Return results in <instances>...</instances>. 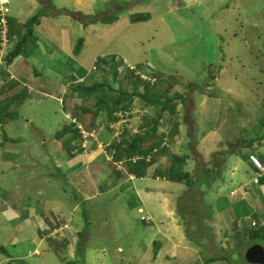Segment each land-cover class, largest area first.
Wrapping results in <instances>:
<instances>
[{"label":"rangeland","instance_id":"obj_1","mask_svg":"<svg viewBox=\"0 0 264 264\" xmlns=\"http://www.w3.org/2000/svg\"><path fill=\"white\" fill-rule=\"evenodd\" d=\"M42 1L46 4V0ZM94 2L95 5L92 3L91 11L82 15L89 17L86 20H91V23H88L87 26L92 25L93 27L92 30H88L90 31L88 37L91 41L93 40L94 44L91 49L82 51L88 40L85 28L81 33L85 35L83 38L77 32L73 34L74 46L72 48L75 49L78 41L84 39L83 48L78 55L74 54L73 49L71 57H68L70 55L61 49L62 45L61 48L59 47L60 39H62V27L53 25L48 28L45 22L52 15L46 12L47 16L34 30L35 36L41 40L38 42L39 48L29 49L25 56L30 57L38 71L45 74L40 73L42 76L40 79L35 76L31 77L28 84L32 89L30 103L19 109L21 115L19 122H16L10 129H6V132L15 137H27L28 141L39 138L42 143L34 148V157L30 160L22 157L19 159L12 155L6 156L8 162L10 159L16 163L22 161L23 166L18 169H6L4 163L7 160L2 159L5 156V150L4 148L0 149V196L7 195L8 192V196H10V198L6 197V200L0 198L2 199L0 209L5 206L0 211L5 214L3 219L11 222V219L15 217L13 212L16 213L17 209L8 207L11 212L7 213L6 204L16 201L18 208L22 211L19 210L20 213L34 218L37 226L44 224L42 226L44 228L39 229V232L42 231L41 233H44L43 236L46 235V237L44 243L40 245V249L43 250L41 258L34 254L31 255L38 246L37 242L29 239L28 242L18 246L27 257L9 264H41V262L45 264H204L209 255L219 259L227 258V260L224 259L227 264H247L245 255L248 249L255 245L248 240V234L245 231L250 230L251 226L253 227V223H250L251 220L262 222L259 215H253L256 209H250V206L252 207L255 203L259 204V202H251V196L248 195L251 191L242 190L243 197H246V203H239L242 196L235 199L230 195L232 191L240 188L241 183L247 182L253 176V169L248 166L243 156H257L256 153H259L264 159V126H262L264 125V0H95ZM38 3V0L13 1L10 5L8 19L17 17L16 15L21 12L22 20L25 23L36 15L37 10L42 9ZM52 3L53 6L69 10H73L74 6V0H52ZM54 10L51 9V12ZM136 14H143L150 18L145 22L132 24L131 17ZM62 15L73 20L78 19L72 13L60 14V16ZM110 18L117 20L110 27H104ZM75 21L70 24L78 25L79 21L77 24ZM70 37H72L71 34ZM64 39H67V34ZM45 50L48 53H44ZM82 55H84L83 60L78 61L77 59ZM111 56L121 57L123 61H126L125 64L130 70L137 68L139 69L137 70L138 75L148 79L146 81L152 80L151 84H155V87L160 89L158 96L161 102L168 98H170V102L173 101L172 104L176 106V114L172 116L170 112H165L161 130L169 131L175 123L173 127L183 124L189 126L192 131L196 124L197 129L201 125L204 126L209 135L210 128H213L208 140L203 141V136L199 135L198 138L201 139L199 151H197L198 141L193 142L190 136H184L182 147L180 142L182 138L169 142L173 154L189 157L185 171L192 173L194 177L191 188L187 189L184 185H171L172 183L164 181L156 182L153 179L143 182L137 176L136 180L129 182L128 185L123 182H121L123 185H120L119 179L121 180L122 177L120 178L117 173L121 170L125 171L126 165L121 168L119 165L115 167L105 155H102L96 165L99 162L104 164V173L106 178L108 177L110 185L102 187L106 193L96 200L82 205L80 198H77L78 193L72 189L73 187L77 189L76 184L72 181L70 184L67 183L66 171L58 169L55 172L53 164L58 165V161L54 153L59 145L55 144L57 143L56 133L64 127V124H70L71 120L73 121L74 114L81 115V117L84 115L78 107L85 106L88 111L92 112L98 104L96 96L72 94L71 85L67 81L63 80L61 83L63 87H58L59 83L56 84L55 79L60 75L65 76V74L68 79V76L71 75L78 78V72L85 68L88 69L87 72L76 84L82 83L90 86L104 79L106 82L112 83L110 71L97 70L95 66L97 62L94 63L97 58H110ZM151 68L157 70L164 78L157 81L151 75L147 76L148 73L145 69L154 72ZM123 70L124 67H121L120 72L123 73ZM58 71L60 75L57 74ZM190 84L193 85V89L189 88ZM52 85L56 90L61 88L64 94V90L70 85L66 92L67 97H60L62 101L67 99L65 104H62L63 102H60L59 99H46L48 96L43 93H49V87ZM114 86L119 88L118 84H114ZM139 90L143 91L141 83H139ZM55 91L50 92L51 98L54 95L58 97L57 94H54ZM179 94L185 98L186 104L179 100L181 98L178 96ZM66 104L69 110L75 112L66 114L62 106ZM132 107L134 108L129 112V121L126 127L125 138L128 142L144 136L148 131L146 122L153 121L151 119L156 116L158 109L147 106L140 99H136ZM86 118L89 123L90 118ZM103 119L107 121L106 113L99 115L95 130L89 132L94 137H97L98 128H103H100V125L106 124ZM210 123L213 125L210 126ZM59 125L61 127H58ZM107 126L106 129L112 130L115 134L116 129L111 128L114 126L113 123ZM36 129H38V135ZM81 130L84 131L83 128ZM125 134L121 133L118 137L116 133L113 137L114 139L118 138V144H123L125 143L123 142ZM2 137H6V134H3ZM145 142L150 144V148L153 147L151 137L145 139ZM49 143L56 149L50 156L45 148ZM216 153H222L225 156L228 154V156L226 158L218 157L219 166L215 169L212 155ZM99 154L101 155L100 152ZM199 154L205 158L207 165L204 167L200 166L202 158H199ZM58 158L61 159V157ZM106 160L107 162H104ZM169 162V157L166 163L154 162L149 170L164 169L169 165ZM201 165L203 164L201 163ZM235 167L236 170L243 169L248 173L240 171L233 179L231 170ZM201 169L213 171V173L206 175L203 174L206 172H201ZM61 172L65 173L63 179L53 177V181L48 180L51 178L48 176H52V173L59 176ZM114 175L116 182H113ZM111 176L113 178H110ZM208 177H214V179L216 177L217 180L211 181L209 185ZM83 179V188L89 189L91 187L89 179L86 175ZM119 186L120 188H118ZM150 186L170 191L163 196H168L170 204L177 209L178 220L184 217L183 223L188 224L190 218L196 219L193 225H189V227L186 225L189 232L188 240L193 242L186 241V239L185 245L190 252H196L194 255L186 254L190 255L191 260L186 261L187 257L184 259V256L180 255L178 261H168L165 257L158 258L157 262L152 263L143 261L145 248L151 242L152 236L154 237L153 242L165 245L161 236L158 238L155 235L156 230L151 231L150 228L160 225L163 233L177 241L179 239L176 226L170 217H166L167 215L162 212L163 208L161 209V206L154 200L158 196L147 195L151 194L150 191L147 192ZM134 190H142L143 197L141 196V199L148 206L149 209L146 207L149 211L148 214L155 219V225L152 224L151 217V223L141 222L143 215L138 213V207L141 206L139 200L131 199L129 196L135 194ZM123 191L125 197L121 194ZM78 192L80 193V191ZM237 194L239 192L236 193V196ZM73 195L77 200H72ZM126 198L130 200H126ZM78 202L81 203L78 212L73 215L77 226L88 224V229L83 233L85 237H79L74 227L70 231L67 230L69 234H65L64 237L57 236L52 238L55 240L51 241L47 239L53 231L49 224L50 222L54 224L53 221L56 219L54 208L60 206L64 211L72 204L76 206ZM261 203L264 205V197L261 198ZM23 204L27 205L24 210ZM33 205L35 206L31 207ZM71 212H64V214ZM191 212L194 213L190 215ZM202 212H207L209 216L213 215L216 222L220 220L230 224H233L234 221L231 213L235 214L234 218L240 216L236 220H244L243 234L228 230L226 235L227 238L232 239V244H230L228 240L224 239L223 234L216 230L215 234L221 235V237H216V243L207 246L205 243H208V239H203L200 243L197 238H202L204 226L201 224L200 216L197 217L196 213L200 215ZM81 215H85L84 219L80 218ZM262 215L264 218V214ZM50 216L52 217L50 218ZM1 220L2 217L0 218V264H8L3 262L4 256L1 254L2 251L7 250L8 254L15 257V249L5 244V240L10 237L13 230L10 224L1 222ZM260 225L262 223L259 224V227ZM71 226L72 224L70 228ZM201 227L203 230H198ZM91 228L93 229L91 230ZM90 230L91 232H89ZM233 234L235 236H232ZM91 243L99 244L93 245V247L103 249L106 252V258L98 261L99 256L93 250L86 253L87 255H82V252ZM116 243L125 248V253L116 252ZM75 248L80 253L76 262L73 259L76 257ZM114 258L115 263H112ZM217 264H222V261Z\"/></svg>","mask_w":264,"mask_h":264},{"label":"crops","instance_id":"obj_2","mask_svg":"<svg viewBox=\"0 0 264 264\" xmlns=\"http://www.w3.org/2000/svg\"><path fill=\"white\" fill-rule=\"evenodd\" d=\"M10 1L12 3L15 0H10ZM94 1L95 0H74L73 10H69L67 8H58V7L55 6L54 12L50 11L52 17L49 20H47L45 22V24H46V26L48 28L53 26V25H55V27H59V26L62 27V39H60V46L59 47L61 48V45H62L61 49H64L66 51V53L68 55H70L68 57H71V55L73 53L72 52L73 49H74V48H72V46H74L73 34L75 32H77L78 35H82L81 34L82 30H85V28H86L87 33L85 35H86L88 40H87V42H86V44H85V46L83 48L84 50H82V51H86L87 49H91V47H93V45H94L93 44V40L91 41L90 37H88L89 32H90L88 30H92L93 29L92 25H88L87 26L88 23H91V20H86L89 17H86V16L82 17L83 14H85V13L87 14L89 11H91V8H93L92 7V3H94V5H95ZM38 2H39L38 5L39 4L41 6L45 5V3H43L42 0H38ZM58 10H60V11H58ZM71 13H81V15H75V17L78 18L77 20L75 19L76 21L71 19V18H68V16H66V15H64L65 18H63L64 17L63 15L60 16V14H71ZM16 16L17 17L12 18V20L16 21L15 24L16 25H17V23L18 24H23L24 20H22L23 18H22L21 12L18 13ZM19 19H21L22 21H20ZM74 21H75L76 24L78 23L77 21H79V24L78 25L70 24V23H72ZM110 25H112V23L108 24V25H106L104 27H110ZM38 29H40V28H38ZM80 30H81V32H80ZM94 32H95V29H94ZM66 34H67V39L65 40L64 38H65ZM70 34L72 35V37H70ZM85 35L83 34L81 37L83 38ZM37 39H38L37 46L35 48H39L38 42L41 41L39 37ZM15 40H16V38L14 37V41ZM47 48H48V45H47ZM2 52H0V91H1L0 93H2L3 97H6L4 95L5 93L3 92V90L6 89L7 84H9V82H13V80L21 82L23 84V86H26L32 92V89L28 85L29 82H30V79L33 76L38 77L40 79V75L41 74L38 73L39 71L37 72L38 69L32 63L31 58L25 59L24 57H20L9 68L6 69L4 67L5 63L3 62V57H2L3 53ZM1 53H2V55H1ZM44 53H48V51L45 50ZM83 56L84 55L79 57L77 60L78 61H82L83 60L82 59ZM119 58H121V57H119ZM94 60H95V58H94ZM96 60H98V58ZM96 60L94 61V63L97 62ZM80 68H82V67H80ZM81 70H86V69L82 68ZM2 71L5 72L7 75H9V79H7L5 76H3ZM69 72H77V71H69ZM41 73L43 75L45 74L44 72H41ZM57 74H58V72H57ZM36 75H38V76H36ZM61 81H62L61 76H59V78L55 79L56 84L59 83L58 87H60V86L63 87V85L61 84L62 83ZM69 84H71V83H69ZM65 87H66V85H65ZM68 89H69V85H68L67 89L64 90V92H65V94H64L61 91V88L56 90L55 86L52 85V86L49 87V93H45L44 92L43 94L45 96H48V98H46V99H54V100L59 99V101L61 102L62 98H60V97L66 98L67 97V93L66 92H67ZM54 91H55L54 94H57L58 97H56L54 95L51 98L52 94H50V92H54ZM28 103H30V101H28L24 106H26ZM13 108L15 109V106H12L10 109H13ZM19 120H20V118L18 120H16V121H9L8 123H5V124H1L0 123V149L3 150V148H4V150H5V152H4L5 156H3V154H2V156H3L2 159L3 160L4 159L7 160V158H6L7 155H12L13 157H17L19 159H20V157H22V158H25L26 160H30L31 158L34 157V148L38 147L37 145L39 143L40 144L42 143V142H40L39 138H37V140L31 139V141H28L27 137H15L12 134L8 135L7 132H6L7 131L6 129H10L12 126H14V124L16 122H19ZM105 122H106L107 125L109 124L108 121H105ZM100 123L102 124V122H100ZM106 124L103 123L102 126L100 125V128L101 127H103V128H101V129L98 128L97 137L89 138V139L85 140L81 136V138H82L81 147L83 149V152L82 153H77V152H75L76 148H74V152H73L74 157H71L67 153H65L64 152L65 150L63 148L64 143L65 144L67 143V141H68V139H70L71 135H68L65 138H63L61 140V142L57 141V143H55V144H59L57 150L54 149L50 145V143H49V145L45 146V148L48 151V156L52 155L54 153L53 151L56 150V152L54 154L56 156L55 158L58 161V165L53 164L54 167H55V170H56L55 172H57L58 169H64V171H66L67 178H68V182L67 183L70 184V182L72 181V182H74L76 184L77 189L75 187H73L72 189H73V191L78 193L79 196L77 198H80V201H81L82 205H84V204H86L88 202H92V201L96 200L99 196H101L104 193H106V191L102 187L110 185V183L108 182L109 181L108 177L106 178L105 173H104L105 172L104 164L102 162H99V164L96 165L97 161L100 159V156H102V155H105L107 157L108 161L111 160L110 153L107 155V149L112 144V142L114 140L113 135H115V134L113 133L112 130H109V129L107 130L106 129V128H108V126ZM210 126H212V124ZM58 127H61V126L59 125ZM36 130H37V135H38L39 134L38 133V129H36ZM212 132H213V128H210V132L209 133L211 134ZM168 133H169V131L165 132L163 129L162 130L160 129L158 131L159 135H168ZM1 134L2 135L6 134V137H2ZM200 134H201V136H203L202 137L203 141L208 140V136L210 135V134L208 135V132L205 130V127L202 126V125L197 129L196 124H194V127H193V129L191 131L189 126L182 124V125L179 126V135L176 136L174 139L178 138V139L181 140V138H182V140L180 141L181 142V147H182V141H184L183 139L185 138L184 136H190V138L193 140V142L196 143L198 141V149H197V151H199V146L201 145V139H199L198 137H199ZM196 136H197L198 140H197ZM165 139L166 140H164V144L168 145L169 144L168 138H165ZM35 143H36V145H35ZM52 144H54V143H52ZM7 146H8V148H7ZM24 150L26 151L25 153H24ZM108 150L111 152V154H113L111 148L108 149ZM99 152L101 153V155L99 154ZM8 153H11V154H8ZM256 154H257V157L259 159L261 158L264 161V159L261 157V155L259 153H256ZM226 155L228 156V154H226ZM227 156H225L222 153H216V154L212 155L213 162L215 163V169L218 168V166H219L218 165L219 164L218 157L226 158ZM58 157H61V159H59ZM199 158H202V159H200L201 160L200 162L203 164V165H201V163L198 161V163H200V166L204 167L205 165H207L205 163L204 156L200 155ZM167 159H168L167 156L159 157L158 159L155 160V162L158 163V164L166 163ZM107 160L104 161V162H107ZM213 162H212V164H213ZM246 163L248 164V166L251 169H253V172H254L253 176H251L250 179L247 182L241 183L239 185L240 188L238 190L232 191L230 197L236 199V198L242 196V199H241V201L239 203H243L246 200V197H243L242 190L245 191V192L251 191V192H249L250 194H248V195L251 196V202L258 201L259 204L255 203L254 205H252V207L249 205L250 209L251 210L256 209V210H254V214L253 215L254 216L259 215L261 217V219H262V222H261L262 226H264V218H263V215H262V214H264V205L261 203V198L264 197V185H261L260 182H259V184H253L252 180L255 178V171L256 170L254 169V167L252 166V164L250 162L246 161ZM113 164H114L115 167L118 166V165L122 166V165H124V160H121L119 162H113ZM120 164H122V165H120ZM169 164H170V162H169ZM4 165H5L6 169H10V168L18 169L19 167L23 166L21 160H20L19 163H16V162H13V159H10L9 162L7 160L4 163ZM165 167H167V166H165ZM204 169H206V168H204ZM201 170H202L201 172L205 171L206 173H203V174H206V175L213 173V171L211 172V171H206V170H203V169H201ZM240 171H243V173H245V174L248 173L246 170L244 171L243 169L242 170H236V167H235L233 170H231L232 178L235 179L236 173H238ZM256 173H257V171H256ZM85 175L87 176V178L90 181L91 187H89V189L83 188V181H84L83 178H84ZM64 176H65L64 172L63 173L61 172V174L59 176L56 175V173L55 174L52 173V176H48V178L51 177L48 180L53 181V177H61L63 179ZM127 176L128 177H122L121 180L119 179L120 185H123V183L128 185L129 182H131L133 180H136V176H135V179L133 178V175H127ZM263 176H264V174H263ZM110 178H113V176H111ZM150 179H153V178H151V176L147 175L144 178H140V181L147 182ZM115 180H116V176L114 177V181L113 182H116ZM153 180H155L156 182H162V181L168 182L166 180L159 179V178L153 179ZM215 180H217L216 177H215V179H214V177L213 178L212 177L211 178L208 177V184L210 185V182L211 181H215ZM121 182H123V183H121ZM107 183H109V184H107ZM169 183H171V182H169ZM173 184L174 183H172L171 185H173ZM171 185L169 184V186H171ZM175 185H181V184H175ZM183 185L184 184H182L181 186H183ZM118 188H120V186ZM148 189H147V192L150 191L151 194H147V192H146L147 195H149V196H152V195L158 196V197H155L154 200L157 201V203L161 206V209L163 208L162 212L167 215L166 217H170L171 221L176 226V228H177V236L179 237V239L177 241L175 238H172L171 236L163 233L162 226H160V225L156 226L154 224L155 223V219L150 214H148L149 213V211L147 210L148 206L144 203L143 199H141V196L143 197L142 190L141 191L134 190L135 194L129 195L130 198L134 199V200H139V203H140L141 206L138 207V211H139V209H143L144 210V214L143 215H146V216L152 218V222H153L152 224L155 225V227L150 228V230L151 231L152 230H156L155 235L158 238L161 236V239L163 240V243L165 244L164 246H162V244H161L159 246L158 250H157L158 254L154 255V252H153V250H154L153 238L154 237L152 236L151 242L149 243L148 247L145 248V251H144V255L145 256L143 257V261L152 263V262H157L158 258L163 259V257H165L168 261L169 260L178 261L180 255H183L184 259H185V257H187L186 261L191 260L190 255H186V254L191 253L192 255H194V254H196V252H194V253H192L193 251L190 252L189 248H187L186 245H185L186 244V242H185L186 239H187L186 241H189V242L191 241V240H188V233L189 232H188V229H186V225L188 227H189V225H193L194 222L196 221V219L194 217L190 218L189 221L187 222L188 224H186V222L183 223L184 217H182L183 219H181V220L179 219L178 220V216L179 215H177V209H175L173 207V205L170 204V202L168 200V196H163L166 193H169L170 191L169 190H165L164 188L155 187V186H150V187H148ZM78 191H80V193ZM238 192H239V194H237V196H236V193H238ZM232 193H234V194L232 195ZM121 194L125 197L124 191L121 192ZM8 195H9V192H8L7 195L0 196V198H4L6 200V197L10 198V196H8ZM255 196H256V198H255ZM1 200L2 199H0V205H1ZM72 200H77L74 197V195L72 196ZM126 200H130V199L126 198ZM193 201H195V200L193 199ZM196 201H198L197 198H196ZM16 203L17 202L14 201L12 203L6 204V210H7L6 212L7 213L11 212V211L8 210V207H14V208L17 209L16 213L13 212L15 217L13 219H11V222H8L7 220L3 219V216L5 214L0 211V218L2 217L1 222L4 221L8 225L10 224L11 227H12V230H13V232L10 234V237L5 240V244L6 245H10L13 249H15V257L13 258L12 255L8 254L6 252L7 250L5 252L1 250L2 251L1 255L4 256L3 257V262L4 263H8V264L13 262V261H15V262L21 261V260H23L24 258L27 257V255H25L22 252V249H20L18 246L28 242L29 239H33L35 241V243L37 242V246H38L37 250H35L31 255L34 254V256H36L38 258H41L43 256V250L40 249V245L42 243H44V240H45L44 238L46 237V235L43 236L44 233H41L42 231L39 232V229L44 228V227H42L44 224H41V226L40 225L37 226L35 221H34V218H32V217H30L28 215L26 216V214L23 215V213H20L21 209L18 208ZM81 203L78 202L76 204V206L75 205L73 206V204H72L71 207L66 208L64 211L61 209L60 206L55 207L54 208V212H55L54 215H55L56 219L53 221L54 224H52V222H50V224H49L50 226L49 227H52V229L54 230L55 229V225H58L60 222H62L63 225H65V223L66 224H70V225L72 224L71 228H69L68 231L72 230V228L75 227L76 228V232L78 233V236L79 237H85V234L83 235V233L85 232V230L88 229V224H85V225L80 226V227L77 226V224L75 223V216L73 215V213L78 212L77 210H78V208L80 206L79 204H81ZM23 205H24V207H23V210H24V209H26L25 206L27 207V205H25V204H23ZM35 205H33L31 207H34ZM142 205H145V206H142ZM195 205H197L196 202H195ZM4 207L5 206H3L0 210H2ZM195 207L200 208L199 206H195ZM226 209H228V208H226ZM34 211H35V208H34ZM212 211H213V209H212ZM64 212H71V213L64 214ZM193 213L194 212H191L190 215H192ZM238 213H241V212H238ZM196 215H197V217L200 216L201 224L204 226V233L201 235L202 238H197V239H199L200 243H201V240L208 239L207 240L208 243H205L207 246H210V245H213L214 243H216V237H221L220 234L218 236L215 234L216 230H218L220 233H222L223 234L222 236H224V239L228 240V242H230V244H232V239L231 238H227L228 236L226 234L228 233L227 232L228 230H234L237 233L241 232L243 234V231H244L243 226H244L245 222H244V220H240V221L236 220V219H239L240 216L237 217V218H234L233 216L235 214L232 215V213H231V216L234 219V221H233V224H230V223H228L226 221L224 222V221H220V220H219V222H216L215 221V217L213 215L209 216L207 212H202L200 215H198V213H196ZM51 217L52 216H50V218ZM81 217H83V219H84L85 215H81L80 218ZM180 217H181V214H180ZM250 223L251 224L252 223L258 224L257 220H251ZM228 227H231V228L233 227V229L228 228ZM92 229L93 228H91V230ZM200 229L203 230L202 227L199 228L198 230H200ZM58 230L59 229L54 230L53 232H51L49 234L50 237L48 236L47 239H50V241H51V240H55V239H52V238L60 236V234H64V235L65 234H69V232L67 230L62 231L64 233L61 232V233L57 234ZM91 230L89 232H91ZM247 231L248 230H246L245 232L247 233ZM232 236H235V235L233 234ZM191 242H193V241H191ZM199 242H197V243H199ZM77 245H80V244H77ZM93 245H99V244H92L91 243L89 245V247L86 248L82 252V255L86 254V253L88 254V253H90L93 250V251H96V253L99 256L98 259H97L98 261L101 260L102 258L103 259L106 258V256H105L106 252L103 249H100V248L98 249L97 247H93ZM152 246H153V248H152ZM161 248L163 249V252H162ZM187 251H189V252L187 253ZM74 252H75V256L76 257L75 258L72 257V258L75 260L74 262H76V260H78V257H79L80 253H79V250H76V248L74 249ZM116 252H119V253L123 254V253H125V248L121 247L119 243H116ZM240 256H241V252H240ZM212 258H214V257H211L209 255L205 259V263L204 264H217V263L221 262V261L220 262L219 261H214V262L210 263V259H212ZM113 260H114V262L112 261V263H115V258ZM127 260L129 261V258H127ZM41 264H45V263L41 262ZM222 264H227V263L222 261ZM235 264H238V263H235Z\"/></svg>","mask_w":264,"mask_h":264},{"label":"trees","instance_id":"obj_3","mask_svg":"<svg viewBox=\"0 0 264 264\" xmlns=\"http://www.w3.org/2000/svg\"><path fill=\"white\" fill-rule=\"evenodd\" d=\"M51 9H55L52 0H46V4L42 6V9L37 10L36 15L27 20L25 23H17L16 25L15 20L8 19L10 27L8 38L13 43V46L8 51L6 56L3 57V62L5 63L4 67L6 69L9 68L20 57H24L25 59L30 58H27L25 56H27L26 54L29 52V49H33L37 46L38 41L37 37L34 34V30L40 25L42 19L47 16L46 12L49 11L50 13ZM72 14L81 15V13ZM149 18V16H144L143 14H136L131 17V22L133 24L138 22H145ZM116 20V18H110L106 21V23L103 20V23L108 25ZM14 37L16 38L15 41ZM83 45L84 39L79 40L74 49V54L78 55L81 49L83 48ZM95 66L97 70H109L112 75L113 82L109 83L106 82V79H104L101 82L86 86L82 83L76 84V81L80 80L81 77L84 76V73L87 72L86 70H80L78 72V78L74 77V75H71L68 76L69 79L66 78V74L65 76H62L59 74L58 71V74L62 78L61 82H63L64 80L65 82L67 81L68 83H71V87L70 85L69 87L71 88L72 94L77 93L85 96L94 95L96 96L98 102L95 108L96 111H88L85 106L78 107L80 112H82V114L84 115H82L81 117V115L74 114L73 121L71 120L70 124H64V127H62L56 133L55 138L57 141L60 142L66 136L71 135L70 139H68L67 141L68 144L64 143V152L67 153L69 156L74 157L73 152L74 148H76L75 152L82 153L83 149L81 147V128H83V130L86 132H91L95 130L94 128L97 126L96 120L102 113H106L107 121L109 123L117 122L120 120L119 115L123 113L129 114V112L134 108L132 106L135 100L140 99L141 102L145 103L147 106L156 107V109L158 108L157 113L155 114V117H152V119L150 118L151 120H153L151 123L150 121L146 122V125H148V131L144 134V136H140L139 138L128 142L125 138V136L127 135V131L125 130L124 134H126L123 137V142L125 143L118 144V138H115L113 140L112 144L110 145V148L112 149L113 153V162H119L121 160H124V166L126 165L125 171H119L117 174L120 175V178L125 177L127 175H134L139 178H144L145 176L149 175L153 179L159 178L174 184H184L187 188H191V183L192 181L194 182V177L192 173L185 171V166L189 157L185 155L173 154L170 150L169 144H164V140H166L165 138H168L169 142H173L174 138L179 135L180 124H178L177 127H173L175 124L174 123L171 126L168 135L158 134L160 127H162L163 125L162 121L165 119V112H170L172 116L176 114V106L172 104L173 101L170 102V98H168L166 101L161 102L158 96V91L160 89L155 87V84H151L152 80L146 81L141 79V75H138L137 73V70L139 69L134 68V71L130 70L129 67L126 66L125 61H123L122 58H119L117 56H111L110 58H99ZM121 67H124L123 73L120 72ZM145 70L148 73L147 76L151 75V77L156 78L157 81L164 78L161 77L160 73L157 70H154V72H150L147 69ZM2 74L7 79H9V75H7L5 72L2 71ZM40 77L42 76L40 75ZM139 83L142 84V92L139 90ZM161 83H163V81H161ZM114 84H118L119 88H115ZM188 86L189 88L193 89L192 84ZM3 92L5 93L4 95L6 97H3L2 93H0L1 124L8 123L9 121H16L21 118L19 109L23 107L28 101H30L32 97V92L26 86H23L21 82L14 80L13 82H9V84H7L6 89H4ZM178 96L181 97L180 94ZM179 100H182L183 104H186L185 98L181 97ZM62 102V104H65L67 102V99H64ZM12 106H15V109L13 108L14 110L10 109ZM62 106L66 114L75 112L74 110H69L67 104ZM86 117L90 118L89 123ZM211 124L212 123H210V125ZM149 137H151V141L153 143V147L151 148L150 144L145 142V139L147 140ZM164 156L170 158V164L164 169H154L153 171H150L149 167L152 165V163H154L155 160L159 157ZM249 156L250 155L243 156L244 160L250 162ZM136 157H138L139 160L133 162V159ZM149 157L151 158L150 161H148ZM260 161L262 163L264 162L263 160ZM260 184L264 185V176L260 178ZM243 203H246V201H244ZM143 223L146 224V222ZM259 224L260 223L255 224V226L251 227L250 230L247 231L249 238L248 240L251 241L253 245L260 244L264 247V226L260 225L259 227ZM160 245L161 244L159 242H154L153 252L155 255L158 254L157 250ZM224 259L227 260V258ZM224 259L212 258L210 259V263L214 261L226 262V260Z\"/></svg>","mask_w":264,"mask_h":264},{"label":"built area","instance_id":"obj_4","mask_svg":"<svg viewBox=\"0 0 264 264\" xmlns=\"http://www.w3.org/2000/svg\"><path fill=\"white\" fill-rule=\"evenodd\" d=\"M9 2H10V0H1V6H0V18H1L0 28L2 29V36L4 39L6 38L7 28H8V22H7L6 17L8 16V14L10 12L9 7H8ZM128 115H129L128 113L120 114L119 115L120 120L117 123H114L113 124L114 126H111V128H115L118 131L117 132L118 137L121 135V133L122 134L124 133V131L126 130V127L128 126V121H129ZM119 129L121 132L119 131ZM82 134H83L84 139H88L89 137L94 138V135H92V133H88V132L83 131ZM249 158H250V160H249L250 163L252 164L254 169L257 171L256 176L252 180V182H253V184H259L260 178L264 174V164L255 155H251V156H249ZM137 160H139L138 157L134 158L133 162H136ZM150 160H151V158L149 157L148 161H150ZM120 165H122V164H120ZM119 168H121V166ZM133 178H134V176H133ZM139 213L143 215L144 210L140 209ZM141 222L151 223L150 217L143 215L141 217ZM61 223L62 222H60V224ZM253 226H255V223H253ZM69 228H70V224H66V223H65V225L62 224L61 226H59V228H58L59 230L57 231V234L61 233L62 231L68 230ZM62 233H64V232H62ZM60 236H64V234H60Z\"/></svg>","mask_w":264,"mask_h":264},{"label":"clouds","instance_id":"obj_5","mask_svg":"<svg viewBox=\"0 0 264 264\" xmlns=\"http://www.w3.org/2000/svg\"><path fill=\"white\" fill-rule=\"evenodd\" d=\"M10 4H11V1L9 2V4H8V7H9V10H10ZM0 6H1V0H0ZM9 14H10V12H9ZM8 14V15H9ZM6 19H7V22H8V16L6 17ZM9 30H10V27H9V22H8V28H7V34H6V38L4 39L3 38V36H2V29L0 28V52H2L3 53V56L2 57H5L6 56V54L8 53V51L12 48V46H13V43L9 40V38H8V36H9ZM7 41V42H6ZM7 47V48H6ZM5 50V51H4ZM132 68H134L133 66H132ZM153 69V68H152ZM154 70V69H153ZM141 79H143V80H148V79H146V78H143L142 76L140 77ZM155 82V81H154ZM118 122V121H117ZM117 122H113V124L114 123H117ZM109 124H111V123H109ZM86 132V131H85ZM118 131L116 130V132H115V134L117 133ZM89 133V132H88ZM82 137H83V134H82ZM90 138H92V137H90ZM89 139V138H88ZM86 140V139H85ZM108 149H110V146L108 147ZM107 149V155L110 153V158H111V160H109L110 162H112L113 163V154H111V152L109 151ZM122 171V170H121ZM134 176V175H133ZM134 179H135V176H134ZM60 224V223H59ZM55 225V229L54 230H56V229H58L59 228V226L60 225ZM63 224V223H62ZM253 225V224H252ZM53 230V231H54ZM52 231V232H53ZM64 236H66V235H64ZM63 236V237H64Z\"/></svg>","mask_w":264,"mask_h":264},{"label":"water","instance_id":"obj_6","mask_svg":"<svg viewBox=\"0 0 264 264\" xmlns=\"http://www.w3.org/2000/svg\"><path fill=\"white\" fill-rule=\"evenodd\" d=\"M151 70H153L151 68ZM245 259L247 264H264V247L259 244L248 249Z\"/></svg>","mask_w":264,"mask_h":264},{"label":"bare ground","instance_id":"obj_7","mask_svg":"<svg viewBox=\"0 0 264 264\" xmlns=\"http://www.w3.org/2000/svg\"><path fill=\"white\" fill-rule=\"evenodd\" d=\"M11 5V4H10ZM1 21V20H0ZM134 71V70H133ZM61 228V227H60Z\"/></svg>","mask_w":264,"mask_h":264}]
</instances>
